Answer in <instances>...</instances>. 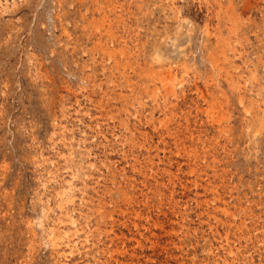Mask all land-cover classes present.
I'll list each match as a JSON object with an SVG mask.
<instances>
[{"label":"rangeland","instance_id":"rangeland-1","mask_svg":"<svg viewBox=\"0 0 264 264\" xmlns=\"http://www.w3.org/2000/svg\"><path fill=\"white\" fill-rule=\"evenodd\" d=\"M0 264H264V0H0Z\"/></svg>","mask_w":264,"mask_h":264},{"label":"bare ground","instance_id":"bare-ground-1","mask_svg":"<svg viewBox=\"0 0 264 264\" xmlns=\"http://www.w3.org/2000/svg\"><path fill=\"white\" fill-rule=\"evenodd\" d=\"M225 52V51H224ZM219 53V52H218ZM227 209V208H226Z\"/></svg>","mask_w":264,"mask_h":264}]
</instances>
